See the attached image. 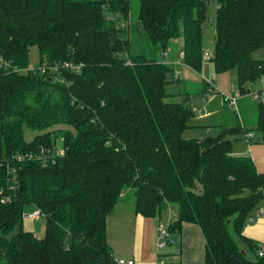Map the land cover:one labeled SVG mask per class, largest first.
I'll use <instances>...</instances> for the list:
<instances>
[{"label": "trees", "instance_id": "trees-1", "mask_svg": "<svg viewBox=\"0 0 264 264\" xmlns=\"http://www.w3.org/2000/svg\"><path fill=\"white\" fill-rule=\"evenodd\" d=\"M208 1L140 0L134 24L131 0H0V191L11 196L0 201V264H118L107 224L129 188L145 217L177 206L172 232L198 224L205 264H264L262 246L243 234L264 200V173L224 131L184 137L193 110L167 91L180 78L167 56L181 32L183 62L202 69ZM217 2L210 61L236 69L243 93L264 82V59L252 55L264 46V0ZM238 126L230 132L264 140V103L253 128ZM25 128L37 132L31 140ZM57 143L54 160L24 156ZM27 205L47 218L42 238L25 228Z\"/></svg>", "mask_w": 264, "mask_h": 264}, {"label": "crops", "instance_id": "crops-1", "mask_svg": "<svg viewBox=\"0 0 264 264\" xmlns=\"http://www.w3.org/2000/svg\"><path fill=\"white\" fill-rule=\"evenodd\" d=\"M178 81H180V78ZM251 84L253 85L252 88H255L254 91H259L264 87V82L262 80ZM205 85H208L207 82L203 83L199 91L200 94L209 97L211 94L205 90ZM247 88L249 89L250 87ZM252 93L253 92H243V96L238 100V108L241 112L240 115H238L236 109L225 104L218 93L214 94L218 96L210 103L207 120L199 124L198 127L216 128L218 130L217 134L224 131L226 132L225 135L230 138L232 142L233 138L241 137L242 135H245V139L248 141L255 140L256 130L245 131L243 133L241 130L236 133L230 132L232 127H239L238 125H241V128H253L256 124L257 104H259V102L253 98ZM174 98L179 100L176 97ZM178 98H182L183 101H187L189 104V98L185 99L181 95ZM200 114H202L201 111ZM234 146L236 148L233 149L235 155H250L256 163L257 169L264 173V144L258 152L255 151L254 147H249L248 152L245 151L240 153L237 151L239 148H237L235 144ZM120 205L121 202L116 210L109 216L107 224L108 241L112 247L114 257L116 259H133L135 264H159V230L163 224L166 226L169 225L172 220L170 216L172 211L170 210L168 214V210L164 209V211L155 217H145L137 213L135 207L134 210H130L129 207H122L120 209ZM113 217L115 222H113L110 232L109 223ZM25 228L29 230L26 226ZM243 234L245 237L260 244L264 251V200L248 220L244 227ZM205 245L206 239L201 227L196 223L184 222L181 233L178 235V242L168 247L167 254H165L167 255L166 259L170 258L169 264H205ZM178 246L181 247V253H172ZM242 246L244 247L245 245L243 244ZM165 264H167V262H165Z\"/></svg>", "mask_w": 264, "mask_h": 264}, {"label": "rangeland", "instance_id": "rangeland-1", "mask_svg": "<svg viewBox=\"0 0 264 264\" xmlns=\"http://www.w3.org/2000/svg\"><path fill=\"white\" fill-rule=\"evenodd\" d=\"M217 8H218L217 0L208 1V13H207L208 17L205 23L203 24V42H204L205 52L203 56V65L201 70H196L191 66L183 63V61L181 60V54L183 53L182 32L178 37L173 38L171 40L169 46L170 49L167 58L170 62L169 64L171 66L173 65L175 71L179 74L180 81L179 82H176L174 80L171 81L167 85V91L171 95H177L176 98L179 99L177 101H182V98H178L180 95L183 96L185 99L189 98V106L194 113V115L191 118L190 127L187 128L183 134V136L186 138L203 139L212 135H216L218 133V130L216 128L213 127L204 128V127H198V125L207 120L208 108L210 106V103L215 100L216 96L219 95L224 102V97L226 98L232 97L236 92H238L237 70L230 69L223 72H217L214 64L210 61V59L204 58L205 54L213 53V49L216 45L215 25L217 20ZM139 10H140V0H131V18H132V23L134 24L138 22ZM145 45L144 43H142L141 40L138 41V43L134 45V52L140 53L142 51V49L140 50V48L145 47ZM252 55L255 59H264V46L256 49ZM160 57H162V54H160ZM29 60H30L31 68H35L39 65L40 54H39V49L36 46L32 47L30 51ZM204 82L208 83V87H210L209 85L213 84L217 91L214 94L218 93V95L211 94V96L209 95V97H207L204 96L203 94H200L199 88L203 85ZM248 87L250 88L247 89L245 93L254 92L255 88H252L253 87L252 84H249ZM200 111L202 112V114H200ZM65 127L67 126L61 125L55 128H65ZM36 133H37L36 131H33L29 128H25V137L27 140H31L36 135ZM245 138H246L245 135L244 136L242 135L241 137L233 138V149H236L234 146L235 144L236 147L239 148V150L237 151L240 153L245 151L248 152L249 147L251 148L254 147L255 151L258 152V150L264 144L263 135L259 131H256L255 140L248 141ZM123 194L124 196L120 200L121 202L120 209L122 207H129L130 210H134L135 188H129L126 191H124ZM25 210L26 212L29 213L37 209L34 205H27L25 207ZM166 210H168L167 211L168 214L170 210L172 211L170 216L172 220H174L178 212L177 206L172 205L170 207H167ZM113 222H115L114 217L110 220L109 223L110 232ZM46 223H47V218L43 214H41L39 217L35 219H25V226L30 231H33L36 234V236H38L39 238H42L45 235ZM164 226L165 228H167L169 225L166 226L165 224H163V226H161L160 229ZM238 242L240 246L244 244L239 239ZM167 250H168L167 247L163 248L161 250V254H162L161 258L160 256L159 258L160 260L163 258L165 262L169 264L170 258L166 259L167 255H165L167 254Z\"/></svg>", "mask_w": 264, "mask_h": 264}, {"label": "built area", "instance_id": "built-area-1", "mask_svg": "<svg viewBox=\"0 0 264 264\" xmlns=\"http://www.w3.org/2000/svg\"><path fill=\"white\" fill-rule=\"evenodd\" d=\"M212 56V54H205V57L204 58H207V59H210ZM183 58H184V53L181 54V60L183 61ZM82 64H75V63H72V62H67L64 64V68L68 69V70H73V71H76V72H80V70L82 69ZM58 65L54 66L53 67V72L54 74H56V72L58 71ZM43 72L46 71V69H42ZM175 77H178L179 74L175 71ZM57 80H63L61 78H59V76H56L55 77ZM209 90L211 92H214L215 93L217 92L214 85H210L209 87ZM243 96V93L238 91L236 92L232 97H224V102L231 108H234V109H237L238 107V100ZM252 96L255 100H258L259 102H263L264 103V87L263 89L259 90V91H254L252 93ZM64 152V149L62 146H60L59 143H57L55 145V147L53 148H46V147H43L41 148L40 150L38 151H33V152H28L26 153L24 156L28 157V158H38L40 160H54L53 158L56 156V155H59V154H63ZM20 159L22 158V156L19 157ZM0 195L2 196L0 201L2 203H5L9 200H11V196L10 194L9 195H5L3 193V191H0ZM37 210H34L32 212H26L24 213L23 215V218L24 220L25 219H35L37 217H39L41 215V212L38 208H36ZM178 242V234H176L175 232H172L169 228V226L167 228L165 227H162L159 231V236H158V248L160 250V258H161V250L163 248H168V247H171L172 245L176 244ZM172 253L174 254H179L181 253V247L178 246L174 249V251H172ZM264 254V251H260V255H263ZM117 263L118 264H135V261L133 259H126V258H118L117 259ZM159 264H165V260L162 258L160 261H159Z\"/></svg>", "mask_w": 264, "mask_h": 264}]
</instances>
